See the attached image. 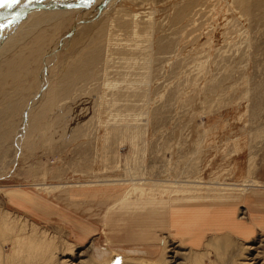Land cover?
<instances>
[{"label":"rangeland","instance_id":"obj_1","mask_svg":"<svg viewBox=\"0 0 264 264\" xmlns=\"http://www.w3.org/2000/svg\"><path fill=\"white\" fill-rule=\"evenodd\" d=\"M263 185L264 0H0V264H264Z\"/></svg>","mask_w":264,"mask_h":264},{"label":"crops","instance_id":"obj_2","mask_svg":"<svg viewBox=\"0 0 264 264\" xmlns=\"http://www.w3.org/2000/svg\"><path fill=\"white\" fill-rule=\"evenodd\" d=\"M263 188H264V185H263ZM246 200L247 201L246 202L244 201V204L248 207L249 211H251V212H252V209L253 208H254V210L257 209V208H259L258 207V204L260 202H263L262 203V214L259 213V216H258V214L256 215V217H255V223H256L257 226L262 227L263 230H264V190L262 192H260L258 190L252 192L251 194H249V196L246 198ZM231 206H232V208H230V209H231L232 215H233V217H232V224L230 226H223V223H222V225H219V228H227V229L228 228H231V229H234L238 234H241V235H248V234H250V231H251L250 226L247 223H244V222H242L240 220H236V218H235V211H234V205H231ZM221 209L224 211L227 208H221ZM223 211H221V212H223ZM205 215H204V219H203L204 221L206 219V216ZM207 221H205V224L207 223ZM221 221H223V219H221ZM184 231H185V229H184ZM186 232L187 231H185L182 235L186 234ZM202 238L203 237H201V239L199 240L198 245L201 243Z\"/></svg>","mask_w":264,"mask_h":264},{"label":"bare ground","instance_id":"obj_3","mask_svg":"<svg viewBox=\"0 0 264 264\" xmlns=\"http://www.w3.org/2000/svg\"><path fill=\"white\" fill-rule=\"evenodd\" d=\"M41 42H42V37L40 36V38H39L38 41L36 42V43H37V49L39 48V44H40ZM24 58H25V56H24ZM15 60H16L15 62L12 60V62H14V63L9 67L10 69H11V68H12V69H13V68L16 69L17 67L19 68V66H21V65L24 64V62H23L24 60H22V57H18V59H15ZM7 61H8V60H7ZM12 62H11V63H12ZM4 63H5V62H4ZM22 63H23V64H22ZM26 63H27V62H26ZM26 63H25V64H26ZM7 64H8V63H7ZM20 68H21V67H20ZM20 68H19V69H20ZM12 69H11V71H12ZM15 69H14V70H15ZM19 69H18V70H19ZM11 71H10V72H11ZM20 71H21V70H20ZM14 72H16V71H14ZM17 72H18V71H17ZM8 73H9V72H8ZM8 73H7V74H8ZM9 74H10V73H9ZM11 74H12V73H11ZM13 74H14V73H13ZM6 76H7V75H6ZM6 76H4V77H6ZM15 76H16V75H15ZM10 77H11V76H10ZM2 78H3V76H2ZM7 78H8V76H7ZM4 79H5V78H4ZM1 80H2V79H1ZM229 218H230V217H226V218H222V219H223V220H226V221L228 222V221H229ZM213 225H214L215 227H219V225H221V218H219L218 221L215 222ZM4 226H7L8 228H4ZM204 226L207 227L208 225L205 224ZM214 226H213V227H214ZM12 227H13V225L8 226V225L6 224V222H5V223L2 225V228H3V229H1L2 231L0 230V234L2 235L4 231H5V232L7 231V233H5V235L8 234V233H11V234H12V233H13V229H12ZM188 239H189V238H188ZM188 239H187V240H188ZM55 247H56V246H55ZM53 248H54V247H53ZM57 250H59V249L57 248ZM56 252H57L56 249H55V251L52 250L51 253H50V258H51V255L53 256L54 254H56ZM60 254H61V252H60ZM57 255H58V254H57ZM57 255H56V256H57Z\"/></svg>","mask_w":264,"mask_h":264},{"label":"snow or ice","instance_id":"obj_4","mask_svg":"<svg viewBox=\"0 0 264 264\" xmlns=\"http://www.w3.org/2000/svg\"><path fill=\"white\" fill-rule=\"evenodd\" d=\"M13 3L18 2V0H12Z\"/></svg>","mask_w":264,"mask_h":264}]
</instances>
